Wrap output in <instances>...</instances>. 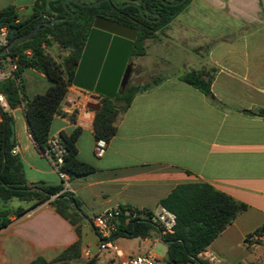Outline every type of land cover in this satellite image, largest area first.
I'll list each match as a JSON object with an SVG mask.
<instances>
[{
	"label": "crops",
	"instance_id": "1",
	"mask_svg": "<svg viewBox=\"0 0 264 264\" xmlns=\"http://www.w3.org/2000/svg\"><path fill=\"white\" fill-rule=\"evenodd\" d=\"M34 2L0 0V9L12 5L23 13L30 11ZM262 12L260 0H193L164 34L153 38L158 45L151 52L150 64L153 78L162 81L136 94L127 110L118 115L115 135L102 158L93 152L96 111L87 108L90 103L98 104L99 98L69 87L62 112H76V124L55 116L49 138L79 126L77 157L95 167L91 175L62 184L59 173L37 152L27 132L24 103L14 109L7 105L5 112L14 123V156L28 185L62 184L60 193L77 199L82 219L79 237L75 227L48 201L18 218L10 217V223L0 229V264H29L38 258L51 262L77 241L80 260L94 258L95 264H102L104 251L97 254L99 240L96 249L83 242L84 222L96 236L89 222L94 215L115 207L154 211L176 186L191 183H206L248 206L198 257L207 264H222L232 250L229 241L233 238L242 254L239 262L264 264V243L245 240L264 226V119L244 114L264 108ZM173 49L185 55L183 71L165 74L171 59L167 53ZM148 54L147 49L140 58H148ZM203 67L216 70L211 83L213 100L179 80L185 72ZM22 77L29 78L27 91L21 80L26 99L44 93L50 85L44 75L32 69H24ZM19 207L28 208L29 204ZM120 250L121 259L106 250L115 259L108 258L105 264H119L132 256Z\"/></svg>",
	"mask_w": 264,
	"mask_h": 264
},
{
	"label": "trees",
	"instance_id": "2",
	"mask_svg": "<svg viewBox=\"0 0 264 264\" xmlns=\"http://www.w3.org/2000/svg\"><path fill=\"white\" fill-rule=\"evenodd\" d=\"M97 1L35 0L30 7L29 16L25 19H21L19 10L12 5L0 9V29L5 28L7 31V45L39 27L29 40L15 43L9 54L0 57L8 58L9 63L15 67L11 76L0 82V94L4 96L10 109L24 103L27 132L37 152L47 157L67 181L91 175L96 171L94 166L77 157L76 141L82 132L79 126L68 134H59L65 149L62 165L57 166L53 153H47L53 118L66 117L70 123L76 124V112L71 115L63 113L62 103L72 86L74 72L94 19L102 17L137 30L131 61L145 56V42L155 38L157 34H162L193 0H101L97 7L87 6ZM26 68L39 72L50 82L44 93L30 99H26L21 84L22 73ZM215 73L214 68L203 67L185 72L179 80L213 100L211 83ZM161 81L162 78L154 77L150 83L142 86L127 84L122 93L113 100L99 97V108L92 121L95 141L101 139L106 144L109 143L116 132L114 124L118 115L127 110L136 94L150 90ZM244 114L264 119V108L244 111ZM13 125L11 116L1 111L0 203L7 205L13 200L28 203V208L18 207L13 211V216L18 218L48 201L57 214L75 227L80 237V203L72 194L60 193L65 180L61 179L62 184L56 187L42 183L31 186L25 180L19 159L11 154L14 148ZM55 195L58 196L51 199ZM159 206L175 217L171 232H165L157 224L145 219L126 224L124 217L120 216L117 218V232L112 237L148 238L151 231L158 232L160 240L166 245L165 264H207L198 257L199 254L248 208L246 204L206 183L178 185L160 200ZM8 216L6 211L0 210V229L10 223ZM254 232L264 233V226ZM80 257V242L77 241L51 262L38 258L29 264L96 263L94 258L79 262Z\"/></svg>",
	"mask_w": 264,
	"mask_h": 264
},
{
	"label": "water",
	"instance_id": "3",
	"mask_svg": "<svg viewBox=\"0 0 264 264\" xmlns=\"http://www.w3.org/2000/svg\"><path fill=\"white\" fill-rule=\"evenodd\" d=\"M100 3L101 0H98L87 6L97 7ZM38 29L37 26L28 34L14 39L0 50V57L9 54L15 43L29 40ZM136 37L137 30L102 17H96L75 69L72 86L93 94L95 100L97 97L115 99L128 84L131 75L129 61ZM87 108L97 111L99 106L90 103ZM69 201L73 203L72 199Z\"/></svg>",
	"mask_w": 264,
	"mask_h": 264
},
{
	"label": "built area",
	"instance_id": "4",
	"mask_svg": "<svg viewBox=\"0 0 264 264\" xmlns=\"http://www.w3.org/2000/svg\"><path fill=\"white\" fill-rule=\"evenodd\" d=\"M7 31L5 28L0 29V50L7 46ZM9 61V59H7ZM14 66L10 65V71L5 73L1 66L0 61V82L11 76V72L14 70ZM99 98V97H97ZM7 108V103L3 95L0 94V120L1 111L5 112ZM49 149L47 153H53L55 164L57 166L62 165V156L65 154V149L61 143V139L58 137L49 138L47 142ZM106 142L104 140H96L94 144V156L96 158H102L106 149ZM15 149L11 150V154L15 155ZM61 179L67 181L64 175L59 174ZM123 216L125 223H131L140 219L148 220L154 224H157L165 232H171L175 225V217L173 214L167 212L165 209L159 207L154 211H149L145 209H137L132 207H115L112 209H106L101 213L94 215L90 219V224L99 240V246L97 248V254L103 251L109 250L118 259L123 256L121 254L120 248L114 243L113 235L117 232L118 223L117 218ZM250 243H264V233L263 232H253L245 239ZM80 264H84L83 262ZM119 264H165L160 263L155 258H153L149 253L131 256L126 259L120 260ZM198 264V263H197Z\"/></svg>",
	"mask_w": 264,
	"mask_h": 264
},
{
	"label": "rangeland",
	"instance_id": "5",
	"mask_svg": "<svg viewBox=\"0 0 264 264\" xmlns=\"http://www.w3.org/2000/svg\"><path fill=\"white\" fill-rule=\"evenodd\" d=\"M90 1V0H89ZM262 6V13L264 16V0H260ZM30 11H25L20 13L21 19H25L29 16ZM164 34V31L163 33ZM166 44V43H165ZM158 43L153 40H147L145 42L146 50L148 49L149 54L148 58H134L131 60L133 64V70L131 76L129 77L128 84L132 86H142L151 82L155 72H153L151 68V55L153 48L157 46ZM174 52L167 53V56H171L166 64L165 74H178L182 73V58L183 55L178 49H173ZM8 59V58H7ZM7 59H0L2 69L5 73L10 71V63ZM164 74V75H165ZM24 80V86L27 91L29 89V78L22 77ZM23 205V203L13 200L10 201L7 205H3L0 203V210L6 211L9 214V218L13 217V211L16 207ZM87 217H90V213L86 214ZM82 236L84 244H90L92 249H96V245L98 243L97 237L94 233L89 229L88 224L86 222L83 223L82 226ZM236 241L232 238L229 241L230 246H232V250L227 254L225 259H222V264H235L242 259V254L237 249ZM115 244L123 249L125 253L131 254L132 256H139L146 253H149L153 258H155L160 263H164L165 255H166V245L160 240L159 234L156 231H151L150 236L148 238H133V237H117V241ZM115 259L110 252L104 251L100 255V261L102 264H105L107 259ZM81 262V260H79Z\"/></svg>",
	"mask_w": 264,
	"mask_h": 264
},
{
	"label": "flooded vegetation",
	"instance_id": "6",
	"mask_svg": "<svg viewBox=\"0 0 264 264\" xmlns=\"http://www.w3.org/2000/svg\"><path fill=\"white\" fill-rule=\"evenodd\" d=\"M129 63H131V73H132V70H133V64L131 61H129ZM131 76V75H130Z\"/></svg>",
	"mask_w": 264,
	"mask_h": 264
}]
</instances>
